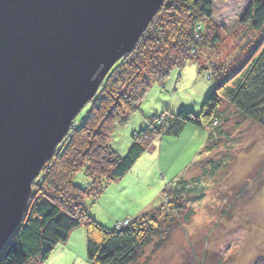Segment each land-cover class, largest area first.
I'll list each match as a JSON object with an SVG mask.
<instances>
[{"label":"rangeland","instance_id":"rangeland-1","mask_svg":"<svg viewBox=\"0 0 264 264\" xmlns=\"http://www.w3.org/2000/svg\"><path fill=\"white\" fill-rule=\"evenodd\" d=\"M252 1L214 2L208 36H217L220 43L213 50L206 48L198 53L204 71L193 62L183 69H173L163 84L150 82L139 111L131 114L128 123L113 134V151L125 157L135 133L148 130L149 121L154 118L181 111L196 116L201 113L218 81L215 72L231 76L243 66L249 51L259 41L260 37L241 22ZM166 23L163 19L164 27ZM128 56L114 66L104 82ZM149 68L140 70V82L154 77ZM209 76L213 77L211 81ZM89 107L90 104L78 115V121ZM220 111L222 119L213 121L204 131L189 127L193 132L185 131L179 140L166 138L160 154L162 140L156 139L136 165L144 182L135 188L134 194L127 192L121 204L131 213L137 205L149 206L147 211L158 234L139 264H264V127L237 115L226 102ZM76 120L72 128L76 127ZM208 134L213 139L209 149L200 155ZM181 177L189 190L175 214L164 191ZM73 183L83 189L91 185L82 172L74 176ZM103 195L95 201L86 198L84 205L87 201L99 202ZM125 207L117 212L123 215ZM131 222L128 219L120 224L126 227ZM51 256L45 264H89L87 234L81 238L75 235L70 243L59 244Z\"/></svg>","mask_w":264,"mask_h":264},{"label":"trees","instance_id":"trees-1","mask_svg":"<svg viewBox=\"0 0 264 264\" xmlns=\"http://www.w3.org/2000/svg\"><path fill=\"white\" fill-rule=\"evenodd\" d=\"M223 1H166L136 49L111 72L89 103V110L80 121L77 118L76 127L42 170L21 226L0 253V264H45L57 246L68 242L72 232L81 227L86 229L89 264H139L158 235L151 214L138 216L122 229L116 226L120 223L109 229L88 213L85 199L97 200L107 186L128 176L156 139H178L187 126L204 131L213 121L221 120L223 102L237 115L264 127V2L254 0L241 22L260 37L259 41L231 76L215 72L218 81L201 113L196 116L181 111L150 120L148 130L135 133L134 143L123 158L110 147L116 130L139 111L150 82L163 84L173 69H183L193 62L204 71L197 55L220 43L215 35L208 38V28L213 24L214 2ZM149 66L154 77L140 82V70ZM212 139L208 134L200 155L209 149ZM81 172L91 182L87 189L73 183L74 176ZM182 179L164 191L175 214L189 190Z\"/></svg>","mask_w":264,"mask_h":264},{"label":"water","instance_id":"water-1","mask_svg":"<svg viewBox=\"0 0 264 264\" xmlns=\"http://www.w3.org/2000/svg\"><path fill=\"white\" fill-rule=\"evenodd\" d=\"M166 0H0V253L33 186Z\"/></svg>","mask_w":264,"mask_h":264},{"label":"crops","instance_id":"crops-1","mask_svg":"<svg viewBox=\"0 0 264 264\" xmlns=\"http://www.w3.org/2000/svg\"><path fill=\"white\" fill-rule=\"evenodd\" d=\"M188 130L192 131L191 128H189V126H187L185 128L184 132L188 131ZM200 135L201 134L198 132L196 135L197 139H199V137H201ZM178 140H179V138H178ZM165 143H166L165 140L161 141V145L159 148V154H160V151L163 150ZM169 148L170 147H168V150H169ZM137 164H139V162L136 163V165ZM136 165L134 166V168L132 169V172L128 176H126L124 179H122L120 181L114 182L110 186V188H108L105 195H103L104 197L99 202H89V201L86 202L85 207H86L88 213L100 224H102L106 227H109V228L113 226V228H114V226L117 223H121V222L128 220V219L134 220L138 216L148 212L147 210H148L149 206H143V205L138 206L137 205L136 210L133 213H131L128 208H126L125 206H123L121 204V202L123 203L122 198L125 194H128L127 192L134 194L135 188H137V186L140 185L141 182H144L139 177L141 171L139 168H137L139 166H136ZM153 168H151V169H153ZM116 183H118V184H116ZM87 203H88V205H87ZM112 205H115L116 209H113L114 207ZM124 207H125V211H124L123 215L119 214L117 212V210L121 209V208L124 210ZM134 216H136V217H134ZM81 229H84V230H81ZM79 230L82 232H79ZM76 231H78V232H76ZM85 231H86V229L84 227H81V228L75 230L70 235L69 240L71 241V239L73 237H75V235H78V237H80V238L83 236H86ZM70 241H68V242L70 243Z\"/></svg>","mask_w":264,"mask_h":264},{"label":"built area","instance_id":"built-area-1","mask_svg":"<svg viewBox=\"0 0 264 264\" xmlns=\"http://www.w3.org/2000/svg\"><path fill=\"white\" fill-rule=\"evenodd\" d=\"M123 227H124V226H123L122 224H118V225H117V228H118V229H122Z\"/></svg>","mask_w":264,"mask_h":264}]
</instances>
